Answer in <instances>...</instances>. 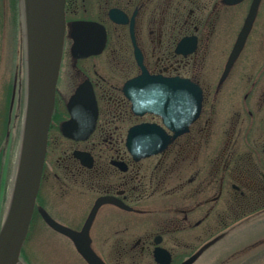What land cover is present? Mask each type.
Segmentation results:
<instances>
[{"label": "flooded vegetation", "instance_id": "flooded-vegetation-1", "mask_svg": "<svg viewBox=\"0 0 264 264\" xmlns=\"http://www.w3.org/2000/svg\"><path fill=\"white\" fill-rule=\"evenodd\" d=\"M253 2L66 0L58 83L61 77L65 79V67L70 75L83 74L79 63L102 56L107 57L110 75L99 74L98 65L92 64L94 77L88 75L67 93L66 114L56 115L55 111L35 214L44 209L58 223L81 231L97 203L110 198L100 204L90 230L91 246L106 264L117 263L102 254L99 246L139 250L141 257L133 264H162L155 258L158 248L169 253L170 264H182L197 255L195 264L218 242L220 235L210 238L215 232L209 221L215 216L225 220L227 200L236 201L237 216L264 213V0L243 49L230 64ZM77 21L105 28L102 53L79 59L73 56L71 25ZM232 27L235 36L226 46L224 35ZM67 54L70 65L65 63ZM143 70L151 76L197 84L203 92V107L188 133L172 140L162 152L135 160L127 147L132 127L157 124L174 136L156 114L136 116L124 94L125 84ZM86 81L94 90L98 120L88 139L74 140L63 135L61 126L70 119V98ZM19 91L18 86L12 91L11 111L18 110ZM56 92L59 94L58 88ZM54 128L59 137L53 135ZM58 151L55 166L59 172H54L50 160ZM76 152L84 156L77 157ZM51 174L55 182L47 185ZM56 185L64 218H57L51 202L40 198L43 187ZM81 207L88 214L85 219H79ZM132 214L147 220L150 230L134 240L129 236ZM151 227L158 229L151 232ZM114 231L122 234H112L109 240L107 233ZM195 246L199 249L187 255L185 249Z\"/></svg>", "mask_w": 264, "mask_h": 264}, {"label": "water", "instance_id": "water-1", "mask_svg": "<svg viewBox=\"0 0 264 264\" xmlns=\"http://www.w3.org/2000/svg\"><path fill=\"white\" fill-rule=\"evenodd\" d=\"M228 4L243 0H224ZM261 0H254L245 26L239 36L230 64L237 58L255 22ZM26 11L27 95L18 171L9 208L0 230V264H21L22 249L35 212L36 201L48 146V136L56 103V91L62 63L66 20V0H24ZM74 40L72 53L77 59L103 52L106 30L97 23L77 21L71 25ZM124 94L132 102L133 111L143 116L153 113L162 118L163 125L174 132L169 136L157 124L132 127L127 147L135 158L156 155L179 136L188 133L200 117L203 107L202 89L187 79H167L151 76L147 71L128 81ZM67 109L70 119L61 126L63 135L74 140H86L94 132L98 120V104L89 81L82 84L70 98ZM77 157H83L76 152ZM101 199L92 210L81 231L55 221L44 209L40 215L54 231L71 239L78 253L88 264H106L91 246L90 230ZM156 261L170 264L169 253L155 251ZM163 258V259H162ZM197 255L182 264H193Z\"/></svg>", "mask_w": 264, "mask_h": 264}, {"label": "rangeland", "instance_id": "rangeland-1", "mask_svg": "<svg viewBox=\"0 0 264 264\" xmlns=\"http://www.w3.org/2000/svg\"><path fill=\"white\" fill-rule=\"evenodd\" d=\"M228 29V32H225L224 35L226 46L230 45L235 36V29L233 27ZM68 56L67 54L65 63L70 65L71 61H68ZM95 63L98 65L99 74L103 76L110 75L106 56L79 63L82 72H84L83 74L75 75L73 73L70 75L69 67H65V70L62 71V76H65V79L62 80L64 77H61V82L57 86L59 94L56 92L58 94L55 103L56 115L66 114V102L69 95L67 93L71 92L72 88L79 81L87 78L88 75L94 77L92 64ZM26 72V11L24 0H0V230L9 208L21 153L27 95ZM19 82H22L21 88ZM15 86H18L20 90L17 112L13 109L11 111L13 104L12 91ZM14 104H17V101ZM53 135L60 136L56 128L53 129ZM62 143L63 141H61ZM58 156L59 151L50 160L54 172L55 170L59 172L58 167L55 166L58 165L56 163ZM188 161L190 162V160ZM51 181L55 182L53 174L45 183L48 185ZM40 194L41 201L51 202L50 209L57 218L65 217L57 185L56 188L52 189L43 187ZM225 205V220L222 221L223 217V219H220L215 216L211 217L209 221L215 232L210 238L213 239L215 236L220 235V238H218L219 236L218 239L215 238L218 242H214L213 248L204 253L195 264H264V213L237 216L235 211L237 204L234 199L227 200ZM83 210L82 207L81 209L78 208V213L80 212L79 219H85L88 215L84 214ZM81 213L83 214L81 215ZM136 218L139 220L138 223ZM146 223L148 221L144 218L131 215V227L129 229L131 240L150 232ZM152 226L157 227L154 224ZM156 229L151 227V232L156 231ZM199 231L198 229L193 232ZM107 234H109L108 239L111 240L113 237L110 238V235L113 234L116 237L122 232L114 231ZM184 235H187V233ZM208 239V236H206V242ZM251 243L256 246L252 248L242 247ZM198 246L185 249L188 250L186 253L189 252L187 255L197 251ZM99 250L106 257H112L117 264H133L141 257L139 250L133 251L134 249L129 248L125 249L126 252H124L122 248L116 246L113 248L99 246ZM149 258L151 259V256ZM21 264L87 263L78 253L74 244L68 238L50 229L37 213L34 214L22 249Z\"/></svg>", "mask_w": 264, "mask_h": 264}]
</instances>
